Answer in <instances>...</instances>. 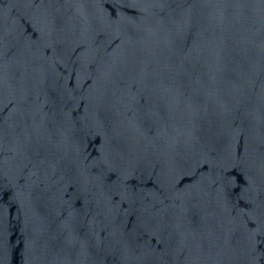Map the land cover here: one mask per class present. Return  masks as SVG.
<instances>
[{
    "label": "water",
    "instance_id": "water-1",
    "mask_svg": "<svg viewBox=\"0 0 264 264\" xmlns=\"http://www.w3.org/2000/svg\"><path fill=\"white\" fill-rule=\"evenodd\" d=\"M0 264H264V0H0Z\"/></svg>",
    "mask_w": 264,
    "mask_h": 264
}]
</instances>
